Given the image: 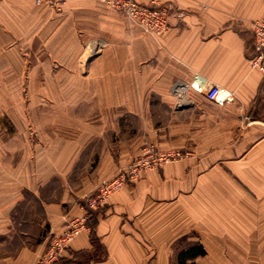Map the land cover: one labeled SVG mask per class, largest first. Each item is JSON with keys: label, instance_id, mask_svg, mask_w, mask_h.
<instances>
[{"label": "crops", "instance_id": "obj_1", "mask_svg": "<svg viewBox=\"0 0 264 264\" xmlns=\"http://www.w3.org/2000/svg\"><path fill=\"white\" fill-rule=\"evenodd\" d=\"M165 1L185 16L155 38L98 0H67L61 12L0 0V88L12 83L22 94L31 78L41 79L53 81L42 94L76 97L75 126L100 129L107 176L142 153V129L160 150L186 153L115 194L62 264H167L168 244L194 220L214 225L212 239L228 240L213 255L264 264V80L253 67L252 32L264 20V0ZM210 86L223 105L207 99ZM80 133L77 148L93 138ZM72 167L61 177L73 176ZM91 175L93 183L69 185L73 195L62 200L74 218L84 215L77 199L102 180ZM55 206L47 209L50 236L64 230ZM7 223L0 235L13 240ZM46 245L0 250V264H35Z\"/></svg>", "mask_w": 264, "mask_h": 264}, {"label": "rangeland", "instance_id": "obj_2", "mask_svg": "<svg viewBox=\"0 0 264 264\" xmlns=\"http://www.w3.org/2000/svg\"><path fill=\"white\" fill-rule=\"evenodd\" d=\"M47 84L53 87V81L31 78L29 90H24L22 94H17L12 83H7L9 89L0 88V228L8 222L7 225L11 226L14 235L13 240L0 235V250L9 248L16 251L23 245L35 249L47 243L45 251L38 260L48 250L52 239L61 235H49L52 230L47 219L49 207L62 205L61 209L56 206L54 208L63 213L61 222L64 230L66 221L87 217V229H85L87 231L89 221L94 216L87 206V201L98 194L101 186L130 171L151 153L174 151L160 150L158 146L149 143L146 129H142V153L134 160L127 162L124 168L107 176L109 169L103 165L104 162L101 159L100 129H96L97 132L92 134L89 132L93 130L77 128L75 112L71 110V104L76 102V97L42 94ZM48 91L53 90L51 88ZM78 114L85 119L89 117L90 122L96 121L95 113ZM80 131L78 136L82 134L92 137L93 135V138H90L92 140H89V143L78 145L77 148V144L72 142ZM77 152H81L83 156L78 162H73ZM71 167L76 173L72 172L74 174H71L73 176L69 179L62 178L61 173L64 175L70 173ZM81 174L84 177H81ZM91 174L102 180L93 184L89 191L77 199L76 205L84 212V215L74 218L70 214L73 210L71 204H62V200L73 195V191L68 188L69 185L78 186L81 180L92 176ZM89 180L93 183L91 177ZM138 180L128 181L124 187L133 185ZM10 201L15 203L11 213L8 207ZM7 202L8 204L5 205ZM107 205L94 212L103 211ZM213 227V224L200 225L196 220L191 221L168 244V256L163 257L166 260L164 262L178 264V256L181 252L200 243L209 254L206 255L207 257L196 259V264H229L228 255H213L215 247L221 246V242L228 244V240L212 239Z\"/></svg>", "mask_w": 264, "mask_h": 264}, {"label": "built area", "instance_id": "obj_3", "mask_svg": "<svg viewBox=\"0 0 264 264\" xmlns=\"http://www.w3.org/2000/svg\"><path fill=\"white\" fill-rule=\"evenodd\" d=\"M98 2L110 10L120 13L131 27L155 38L166 36L170 30L172 19L182 20L185 16L184 11L175 9L165 0H98ZM35 4L46 6L54 12H61L67 5V0H35ZM252 32L256 52L253 67L262 72L264 80V20L253 22ZM206 96L209 101L218 105H223L225 102V99L221 98V91L217 86L208 87ZM184 157L185 155L178 151L151 153L130 171L101 186L98 194L87 201L88 208L92 212L104 208L114 194L119 192L128 181H136L142 173L180 161ZM87 221V217L66 221L62 235L52 239L48 250L37 264H59L65 258L72 243L87 229Z\"/></svg>", "mask_w": 264, "mask_h": 264}, {"label": "trees", "instance_id": "obj_4", "mask_svg": "<svg viewBox=\"0 0 264 264\" xmlns=\"http://www.w3.org/2000/svg\"><path fill=\"white\" fill-rule=\"evenodd\" d=\"M96 212H93L92 215H96ZM94 217V216H93ZM92 217V218H93ZM94 244L96 245L95 240L93 239ZM207 252L202 244L198 243L191 247L189 250L181 252L178 256V264H196L195 260L199 257H205ZM64 260L59 263L62 264Z\"/></svg>", "mask_w": 264, "mask_h": 264}]
</instances>
